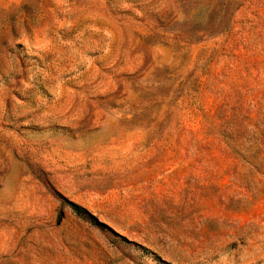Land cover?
I'll return each instance as SVG.
<instances>
[{
    "label": "rangeland",
    "instance_id": "obj_1",
    "mask_svg": "<svg viewBox=\"0 0 264 264\" xmlns=\"http://www.w3.org/2000/svg\"><path fill=\"white\" fill-rule=\"evenodd\" d=\"M0 264H264V0H0Z\"/></svg>",
    "mask_w": 264,
    "mask_h": 264
},
{
    "label": "trees",
    "instance_id": "obj_2",
    "mask_svg": "<svg viewBox=\"0 0 264 264\" xmlns=\"http://www.w3.org/2000/svg\"><path fill=\"white\" fill-rule=\"evenodd\" d=\"M66 204L70 207V209L73 211V213H75L78 217L91 221L97 225L100 226H105L106 225L104 223H102L97 216H95L92 212H90L87 208H85L84 206L71 201L67 198H65Z\"/></svg>",
    "mask_w": 264,
    "mask_h": 264
}]
</instances>
